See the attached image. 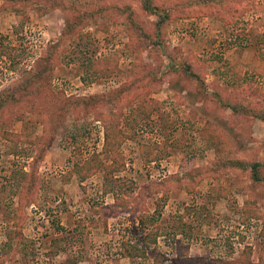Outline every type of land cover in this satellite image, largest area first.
<instances>
[{"label":"rangeland","instance_id":"374dc122","mask_svg":"<svg viewBox=\"0 0 264 264\" xmlns=\"http://www.w3.org/2000/svg\"><path fill=\"white\" fill-rule=\"evenodd\" d=\"M143 2L0 0V264H264V0Z\"/></svg>","mask_w":264,"mask_h":264},{"label":"trees","instance_id":"16d2710c","mask_svg":"<svg viewBox=\"0 0 264 264\" xmlns=\"http://www.w3.org/2000/svg\"><path fill=\"white\" fill-rule=\"evenodd\" d=\"M144 2H143V4H144V7H145V10L147 11V12H156V10L154 9V8H150V6H149V4H148V2H147V0H143ZM159 17H160V19H161V22L163 23V22H165V20L167 19V15H159ZM2 106V101H0V107ZM84 178V176L82 177L81 176V179H83ZM178 243V242H177Z\"/></svg>","mask_w":264,"mask_h":264}]
</instances>
